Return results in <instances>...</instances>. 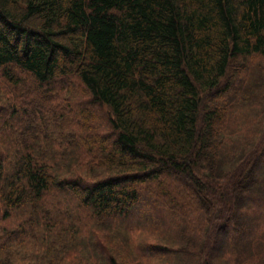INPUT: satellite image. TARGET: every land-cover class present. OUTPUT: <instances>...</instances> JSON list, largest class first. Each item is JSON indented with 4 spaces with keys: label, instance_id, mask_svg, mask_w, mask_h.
Returning a JSON list of instances; mask_svg holds the SVG:
<instances>
[{
    "label": "trees",
    "instance_id": "16d2710c",
    "mask_svg": "<svg viewBox=\"0 0 264 264\" xmlns=\"http://www.w3.org/2000/svg\"><path fill=\"white\" fill-rule=\"evenodd\" d=\"M264 0H0V264H264Z\"/></svg>",
    "mask_w": 264,
    "mask_h": 264
},
{
    "label": "rangeland",
    "instance_id": "374dc122",
    "mask_svg": "<svg viewBox=\"0 0 264 264\" xmlns=\"http://www.w3.org/2000/svg\"><path fill=\"white\" fill-rule=\"evenodd\" d=\"M264 208V206H263ZM254 221H261L264 222V209L259 210L254 216H253Z\"/></svg>",
    "mask_w": 264,
    "mask_h": 264
}]
</instances>
